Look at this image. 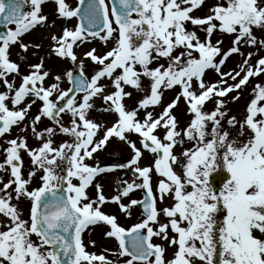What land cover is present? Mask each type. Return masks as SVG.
I'll list each match as a JSON object with an SVG mask.
<instances>
[{"label": "snow or ice", "instance_id": "6c2138e0", "mask_svg": "<svg viewBox=\"0 0 264 264\" xmlns=\"http://www.w3.org/2000/svg\"><path fill=\"white\" fill-rule=\"evenodd\" d=\"M53 2L0 0V264H264V0ZM57 20L48 55L72 68L21 71ZM113 139L130 158L101 166ZM98 228L116 249L89 251Z\"/></svg>", "mask_w": 264, "mask_h": 264}, {"label": "rangeland", "instance_id": "374dc122", "mask_svg": "<svg viewBox=\"0 0 264 264\" xmlns=\"http://www.w3.org/2000/svg\"><path fill=\"white\" fill-rule=\"evenodd\" d=\"M71 3L75 4L76 0H70ZM215 3V0H205L204 6H202L200 9L194 10L193 15L197 16H203L207 13V6ZM44 11L48 14L49 20H52L55 18V4L53 0H48V3L46 4ZM63 23V21L57 20L56 21V26L55 27H49L47 29H37L35 30L31 35H26L25 36V41H32L34 43L41 44V47L39 49L35 48H30L27 55V59L22 63L21 65V71H27V64L30 63H36L39 62V59L41 57L44 58V65L46 68H50L53 73H63L66 69L72 68V65L67 61V60H60L56 56H49V49L51 47V40L50 36L51 34H59L60 31V25ZM74 23V21L70 22ZM43 37H42V35ZM42 37V38H41ZM228 45V38H225V46ZM98 48H100V45H96ZM78 55L84 51L83 48L81 49H76ZM17 49H14V54L12 56L13 60H17L18 57L16 55ZM264 54V53H261ZM239 59V57L236 58H230L227 67L232 68L236 67V62ZM256 59V56H253V62ZM86 65H88V62L85 61ZM86 71L90 72L91 71V65H88L86 67ZM257 80L259 79H264V77L256 78ZM256 80H253L252 83L254 84ZM47 83V81H46ZM63 87H68L67 82L65 81L63 84ZM251 87V85H249ZM235 93H232L230 95H234ZM169 93L165 94V102H167L169 98ZM249 99V93L248 90L246 89L242 94L241 97L238 101L235 103H229L228 107L231 109L230 114H235L239 118L241 113L243 112L245 105ZM99 103V101H97ZM207 107L211 108L212 104L211 102L208 103ZM178 114L183 113L184 111V104L183 101L179 104L178 108L175 110ZM97 118H99V115H97ZM186 117H182L184 119ZM45 124L49 123L48 121L44 122ZM18 129H14L13 135L17 134ZM30 143H35L34 140L30 139ZM130 150L127 148L125 144L122 142L113 139L112 141L109 142V144L106 146V148L96 154V161L104 167H111L113 165H110L109 162L111 160H116V159H121V163H126L128 159L130 158ZM28 163V158L25 157V164L27 165ZM128 173L127 169H122V168H116L112 172L104 173L101 174L97 180L99 183L103 185V191L106 196H111L114 195V189L118 187V182L125 180V179H130V174ZM134 197L138 198L141 194L139 192H136L132 194ZM104 211L106 212H112L116 210V206L112 204H108L104 206ZM140 212L138 209H133V216L131 219H125L121 217V223L125 224V226L130 225L131 223L136 222V220L139 218ZM102 230L97 229L96 231L92 232L90 235L88 233H85V242L89 239H94L96 241V247L95 248H89V251H96L99 253L103 248H107L109 250H114L116 249L117 245L114 240H106L102 237L101 234ZM106 256H109V258L113 259L114 261H117V258L114 255H111L110 252L105 253ZM126 259L124 258H120ZM117 264H119V261H117Z\"/></svg>", "mask_w": 264, "mask_h": 264}, {"label": "bare ground", "instance_id": "6f19581e", "mask_svg": "<svg viewBox=\"0 0 264 264\" xmlns=\"http://www.w3.org/2000/svg\"><path fill=\"white\" fill-rule=\"evenodd\" d=\"M41 35H42V33H41ZM42 37H43V35H42ZM42 37H41V38H42ZM231 58H236V57L234 56V57H231Z\"/></svg>", "mask_w": 264, "mask_h": 264}, {"label": "water", "instance_id": "95a60500", "mask_svg": "<svg viewBox=\"0 0 264 264\" xmlns=\"http://www.w3.org/2000/svg\"><path fill=\"white\" fill-rule=\"evenodd\" d=\"M0 30H3V28H2V27H0Z\"/></svg>", "mask_w": 264, "mask_h": 264}, {"label": "flooded vegetation", "instance_id": "af4514ba", "mask_svg": "<svg viewBox=\"0 0 264 264\" xmlns=\"http://www.w3.org/2000/svg\"><path fill=\"white\" fill-rule=\"evenodd\" d=\"M19 50L17 49V52H18Z\"/></svg>", "mask_w": 264, "mask_h": 264}]
</instances>
